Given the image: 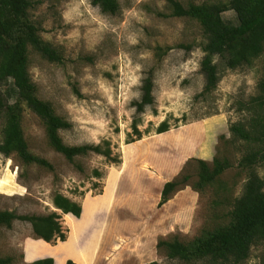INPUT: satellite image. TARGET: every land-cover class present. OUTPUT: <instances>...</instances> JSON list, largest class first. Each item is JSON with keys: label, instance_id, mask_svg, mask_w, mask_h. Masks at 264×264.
I'll list each match as a JSON object with an SVG mask.
<instances>
[{"label": "rangeland", "instance_id": "obj_1", "mask_svg": "<svg viewBox=\"0 0 264 264\" xmlns=\"http://www.w3.org/2000/svg\"><path fill=\"white\" fill-rule=\"evenodd\" d=\"M117 1L116 14L103 13L92 0H42L32 12L40 21L43 39L62 54V61L54 62L30 52L29 72L37 96L71 124L60 130L63 142L108 140L121 162L109 163L91 153L76 159L80 170L48 145L40 119L25 108L22 128L29 148L52 162L55 172L22 165L14 155L0 152V209L20 215L55 211L66 240L36 239L28 222L15 220L11 228L0 227V257L11 256V264H30L48 256L55 264L68 259L75 264H184L168 258L157 247L158 240L193 238L203 227L220 222L241 192L245 173L233 165L222 176L229 192L218 193L226 198L223 203L213 202L212 188L197 192L184 185L160 204L165 182L181 171L191 173L190 183L196 179L195 163L185 166L190 159L211 161L225 155L236 163L240 151L228 141L229 125L242 118L238 101L255 94L264 55L253 66L237 69L217 60L216 90L196 97L204 86L203 37L197 21L173 16L168 0ZM222 17L237 22L232 10ZM150 73L154 103L140 114L143 136L126 143L136 115L133 102L140 99L143 80ZM0 91L9 103L17 98L10 78ZM163 120L169 129L156 133ZM2 126L0 117V141ZM94 169L102 177L94 176ZM258 172L264 178V167ZM55 192L79 202L80 217L67 218L56 209ZM263 252L264 242L252 248L243 264H262Z\"/></svg>", "mask_w": 264, "mask_h": 264}, {"label": "trees", "instance_id": "obj_2", "mask_svg": "<svg viewBox=\"0 0 264 264\" xmlns=\"http://www.w3.org/2000/svg\"><path fill=\"white\" fill-rule=\"evenodd\" d=\"M168 1L173 16L197 21L201 30L203 56L200 71L204 75V86L196 97L205 98L216 90L220 80L217 60L227 68L237 69L253 66L256 59L264 55V0ZM41 3L42 0H0V86L10 78L17 93L16 100L9 103L1 97L0 91V117L3 120L0 152L6 157L14 155L22 165H34L55 172L52 162L29 148L22 128L23 112L28 108L43 124L48 145L80 170L82 167L76 159L91 153L104 156L109 163L118 164L121 158L112 153L108 140L98 144L64 143L60 130L69 128L70 122L58 115L50 102L37 96L29 72L30 52L48 61H62L61 51L43 39L40 21L33 17V10ZM92 4L106 14L119 11L117 0H92ZM228 10L235 12L236 23L223 19L222 13ZM153 86L150 73L143 80L140 99L133 102L136 115L126 143L143 136L138 124L140 114L154 103ZM237 111L241 112L242 118L229 125L231 137L228 140L240 151L236 163L233 164L225 155H215L211 161L190 159L185 166L190 167L195 163L196 179L190 183L191 173L181 171L165 182L160 204L184 185H190L197 192L212 188L216 196L213 202L223 203L226 198H220L218 193L229 192L222 176L233 165L245 173L241 192L233 198L228 194L227 198H232V201L222 220L203 227L193 238L181 240L174 236L158 240L157 247L170 259L184 264H243L251 256L252 248L264 242V178L258 172V167H264V58L262 76L255 94L239 100ZM168 129V121L163 120L155 131L163 133ZM93 174L102 177L98 169H94ZM52 203L63 214L78 218L82 213L79 202L60 192L54 193ZM59 218L60 214L55 211L44 215H20L0 209V227L11 228L15 220L26 221L31 225L34 238L45 242L66 240ZM260 257L264 264V252ZM11 263V256L0 257V264ZM30 264H55V260L48 256L33 260ZM65 264L75 263L68 259Z\"/></svg>", "mask_w": 264, "mask_h": 264}, {"label": "crops", "instance_id": "obj_3", "mask_svg": "<svg viewBox=\"0 0 264 264\" xmlns=\"http://www.w3.org/2000/svg\"><path fill=\"white\" fill-rule=\"evenodd\" d=\"M106 191H107V190H106ZM107 192H109V191H107ZM108 196H109V200H110V199H111V195H110V193H109V195H108Z\"/></svg>", "mask_w": 264, "mask_h": 264}, {"label": "bare ground", "instance_id": "obj_4", "mask_svg": "<svg viewBox=\"0 0 264 264\" xmlns=\"http://www.w3.org/2000/svg\"><path fill=\"white\" fill-rule=\"evenodd\" d=\"M65 216H66L67 218H69V214H65Z\"/></svg>", "mask_w": 264, "mask_h": 264}]
</instances>
